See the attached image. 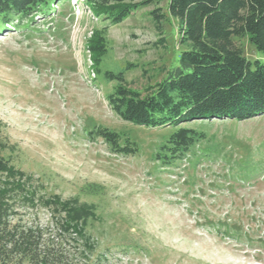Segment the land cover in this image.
Listing matches in <instances>:
<instances>
[{
	"label": "rangeland",
	"instance_id": "rangeland-1",
	"mask_svg": "<svg viewBox=\"0 0 264 264\" xmlns=\"http://www.w3.org/2000/svg\"><path fill=\"white\" fill-rule=\"evenodd\" d=\"M61 1L0 20V155L9 167L0 190L11 220L44 227L60 202L90 209L84 264H264V115L185 122L205 137L161 164L153 154L178 127L133 125L113 112L106 94L115 82L94 72L86 47L100 22L85 0ZM166 4L161 24L150 5L108 27L102 72L125 69L127 86L144 90L178 63ZM235 42L264 60L245 38ZM94 126L129 136L139 151L111 153L87 135Z\"/></svg>",
	"mask_w": 264,
	"mask_h": 264
},
{
	"label": "trees",
	"instance_id": "trees-1",
	"mask_svg": "<svg viewBox=\"0 0 264 264\" xmlns=\"http://www.w3.org/2000/svg\"><path fill=\"white\" fill-rule=\"evenodd\" d=\"M85 1L92 17L100 22L86 40L92 68L106 81L115 82L106 94L110 108L133 125L178 127L157 147L154 160L169 166L184 159L205 137L180 126L185 122L210 118L243 121L264 115V60L247 58L235 42L245 38L264 54V0H167V14L176 22L182 49L178 63L144 90L127 86L125 69L102 72L100 65L108 50V27L150 5H154L150 17L161 24L166 15L159 0ZM60 2L0 0V20L5 25L12 17L31 16ZM87 135L101 138L116 155H132L140 149L129 136L104 126H94ZM6 161L0 155V173L9 170ZM7 193L0 190V264H84L81 260L86 261L93 250L86 232L90 209L60 202L47 225H27L11 220Z\"/></svg>",
	"mask_w": 264,
	"mask_h": 264
}]
</instances>
